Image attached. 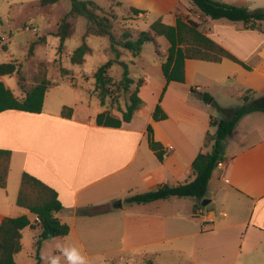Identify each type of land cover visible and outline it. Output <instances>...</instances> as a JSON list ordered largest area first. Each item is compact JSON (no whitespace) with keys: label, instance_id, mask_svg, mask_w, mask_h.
<instances>
[{"label":"crops","instance_id":"crops-1","mask_svg":"<svg viewBox=\"0 0 264 264\" xmlns=\"http://www.w3.org/2000/svg\"><path fill=\"white\" fill-rule=\"evenodd\" d=\"M216 1L264 12V0ZM128 4L135 20L154 17L164 22L170 17L172 23L167 25L171 26L178 18L207 21L206 36L250 69L229 59L187 60L183 84L167 83L164 75L152 82L145 75L139 96L146 107L120 128L97 125L96 117L102 112L81 119L73 109L71 118L63 117L65 106L46 108V97L40 114L1 113L0 153L9 151L11 155L7 188L0 189V226L4 218L27 216L36 221L28 210H17V204L4 196L11 175L14 182L19 178L21 185L27 173L55 190L64 207L57 217L70 227V234L55 238L64 241L59 253L75 247L87 260L93 257L107 264L102 256L126 253L155 258L161 245L177 239L188 240L199 255L222 256L218 260L224 264L231 260L226 255L232 254L238 263L252 241L264 251V112L244 116L226 139L222 166L210 181L216 183L215 197L209 196V183L207 206L195 198H171L146 205L126 202L131 196L194 180L192 164L200 153L209 151L205 148L206 134L216 131L211 122L222 120L224 115L192 90L210 94L222 109L242 105L246 90H252L256 98L264 96V21L253 26L211 20L189 0H128ZM132 8L144 13L137 16ZM166 55L161 54L164 60ZM157 105L167 116L158 122L153 120ZM149 125L155 141L166 151L163 162L149 147ZM222 199L226 200V210L217 215L211 207ZM119 200L122 207L113 205ZM198 206L201 209L196 210L195 217ZM232 209H239L241 215ZM38 224L23 231V248L16 264L26 262L25 241L29 239L34 245L40 236ZM234 232L250 243L237 250L236 241H231V234L235 240ZM130 259L133 256L118 264H130Z\"/></svg>","mask_w":264,"mask_h":264},{"label":"trees","instance_id":"trees-1","mask_svg":"<svg viewBox=\"0 0 264 264\" xmlns=\"http://www.w3.org/2000/svg\"><path fill=\"white\" fill-rule=\"evenodd\" d=\"M60 1L41 0V5L43 7L56 5ZM189 1L211 20H227L233 23L252 24L253 26L264 21V12L262 11H251L247 7L229 5L216 0ZM97 11H101L102 16ZM104 11L94 1L72 0L71 11L63 19L55 36L59 39L60 45L58 49L61 52L66 40L73 34L71 24L67 22V19L72 16L85 17L87 19L88 25L84 42L73 52L70 58L73 66H81L86 56L92 53L91 48L85 41L87 37H110L114 40L111 18L107 17ZM131 12L137 16L140 13H144L134 8L131 9ZM208 25L207 21L196 23L191 20L178 18L175 26H171L159 19L151 24L149 32L139 33L136 41L131 40L129 34L124 33L119 44L132 53L133 59H137L141 56L145 44L155 42L156 37H165L170 47L161 69L167 83H185V63L187 60L221 62L223 59H229L241 64L246 69H250L249 66L238 61L206 36ZM33 45L29 50L30 53L33 50ZM7 50L8 47L0 42V51L5 52ZM158 54L160 55V52ZM120 64L124 68L121 85L125 92H130L131 86L135 84V81L130 77L129 66L123 62ZM112 65L113 63L109 62L99 67L94 74L96 88L101 91L103 96L109 94L110 91L111 79L108 77V71ZM19 70L16 62L0 65V77L18 75V84L24 93L23 97L18 98L6 87L3 81H0V114L9 110L30 114L42 113L45 97L47 92L53 87L52 83L45 75H40L37 82L28 89L23 85V77L20 76ZM61 73L66 77L70 75V72L64 69ZM142 84L143 81L139 80L136 84V89L130 93L126 109L121 110L122 118L112 116L108 112H102L97 115L96 124L104 127L120 128L124 123H130L137 113L146 107V104L139 96ZM192 93L201 97L205 103L215 106L224 115L222 120L211 122V126L215 127L216 131L214 134H206L205 148L209 149V151L200 153L192 164L194 180L175 187L163 186L154 192L131 196L126 200L127 203L146 205L171 198H195L199 201L206 199L208 186L213 174L218 164L223 162L226 139L234 132L244 116L255 112H264V96L256 98L252 90L244 92L242 105L235 109L219 108L208 93L201 94L196 90H192ZM62 115L63 117L71 118L73 109L64 107ZM166 118L167 116L161 106L157 105L153 113V120L158 122ZM147 140L157 159L163 162L166 157V151L160 143L155 141L152 125H149L147 129ZM10 155L11 152L9 151H1L0 153V189L4 190L7 188L10 171ZM16 204L18 207L28 210L36 218V221L33 222L27 216L3 219L0 226V264H16V256L21 253L23 248V231L35 229L38 222L40 236L34 243L33 250L36 260L35 264H42L41 248L43 243L55 238H66L70 234V227L62 223L57 217L64 210V207L55 190L27 173L22 176ZM197 209H201V206L195 208V217ZM204 230L202 228V231ZM148 264H154V257L148 258Z\"/></svg>","mask_w":264,"mask_h":264},{"label":"rangeland","instance_id":"rangeland-1","mask_svg":"<svg viewBox=\"0 0 264 264\" xmlns=\"http://www.w3.org/2000/svg\"><path fill=\"white\" fill-rule=\"evenodd\" d=\"M96 2L105 11L107 17L112 21V33L114 40L110 37L89 36L85 39L92 53L87 55L81 66L71 64L73 52L79 48L87 32V19L85 17L72 16L67 19L71 24L73 34L66 40L63 51H59L60 45L55 34L58 31L63 19L67 17L72 8V0H61L56 5H41V0H0V42L7 46L8 50L0 51V65L16 62L19 67L20 76L23 77V85L28 89L37 82L40 75H45L53 87L46 94L47 107H69L75 110L78 118L85 119L89 116L96 117L100 112H108L112 116L118 113L122 116L121 110L126 109L130 93L136 89V84L146 78L152 82L160 81L163 76L161 66L164 58L161 54L167 53L170 44L165 37H156L155 42L143 46L141 57L133 59L132 53L119 44L124 33L130 35L131 40L136 41L139 33L149 32L150 26L159 18L151 17L149 20H135L130 13L128 0H90ZM102 16L101 11H97ZM164 22L171 24L172 19L166 17ZM35 43V45H33ZM33 50L30 53V48ZM160 52V55L158 54ZM70 53V54H69ZM109 62L113 65L108 71L111 79L109 94L103 96L96 88L94 74L97 69ZM126 63L129 66L130 77L135 84L131 86L130 92H125L121 85L124 68L120 64ZM134 62V63H132ZM68 70L69 76H64L61 71ZM18 75L2 77L1 80L12 91L21 98L23 90L18 84ZM75 87V88H74ZM116 117V116H115ZM215 180L210 183L209 196L215 197ZM20 191V180L14 182L13 174L9 179V187L4 193L5 198L16 200ZM226 200H218L211 207L217 215L224 207ZM20 210L19 207H16ZM241 215L235 209L232 213ZM235 240L231 234V241H236L235 248L246 245L249 240L243 242V236L235 233ZM24 254L26 262L21 264H34L35 253L33 243L25 241ZM250 243V242H249ZM64 247L63 239L45 241L41 248L42 264H50L53 257L58 259V264H69L67 258L60 249ZM159 255L154 258V264H210L208 259L214 258L213 264H224L219 261L222 256L199 255L196 249L189 245L188 240L177 239L169 245L159 247ZM232 250V249H231ZM231 254V253H230ZM133 256L130 264H148V257H139L130 254H115L102 256L107 264H118L122 259ZM231 258V260H228ZM232 255H226L229 264H264V251L256 248V244H250V249L243 251L235 263ZM240 261V262H239ZM89 264H100L93 257L88 260Z\"/></svg>","mask_w":264,"mask_h":264},{"label":"clouds","instance_id":"clouds-1","mask_svg":"<svg viewBox=\"0 0 264 264\" xmlns=\"http://www.w3.org/2000/svg\"><path fill=\"white\" fill-rule=\"evenodd\" d=\"M62 255L69 260V264H89L87 258L75 247L63 249ZM50 264H58V259L53 257Z\"/></svg>","mask_w":264,"mask_h":264},{"label":"water","instance_id":"water-1","mask_svg":"<svg viewBox=\"0 0 264 264\" xmlns=\"http://www.w3.org/2000/svg\"><path fill=\"white\" fill-rule=\"evenodd\" d=\"M210 203V200L208 199H204L203 202H202V206H207L208 204ZM113 205H119V207H122V201L119 200L117 201L116 203H114Z\"/></svg>","mask_w":264,"mask_h":264},{"label":"built area","instance_id":"built-area-1","mask_svg":"<svg viewBox=\"0 0 264 264\" xmlns=\"http://www.w3.org/2000/svg\"><path fill=\"white\" fill-rule=\"evenodd\" d=\"M222 166V163H219L217 167H221Z\"/></svg>","mask_w":264,"mask_h":264}]
</instances>
